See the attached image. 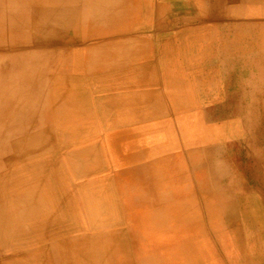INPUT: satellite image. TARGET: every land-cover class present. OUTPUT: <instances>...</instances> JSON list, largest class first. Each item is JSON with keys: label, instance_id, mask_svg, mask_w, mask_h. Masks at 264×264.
I'll list each match as a JSON object with an SVG mask.
<instances>
[{"label": "bare ground", "instance_id": "bare-ground-1", "mask_svg": "<svg viewBox=\"0 0 264 264\" xmlns=\"http://www.w3.org/2000/svg\"><path fill=\"white\" fill-rule=\"evenodd\" d=\"M149 3L155 6L153 0H0V264H46L40 254H22L19 246L22 249L29 247L28 237L24 238L27 232L22 228L15 229L18 221H25L48 233L43 221L48 214L43 197L33 192V157L29 159L24 155L21 147L27 142V149H34L38 133L35 130L39 129L34 118L37 116L40 122L46 123L44 120L54 121L61 113L59 116L65 117L67 125L82 126L83 135L76 138L69 150L77 164L86 165L99 158L101 151L97 143H92L96 129L85 112L103 100L109 104V111L123 120V125L129 120L134 127L137 123L140 138L150 152L153 175L149 177L143 171L138 177L127 174L122 178L123 184L114 186L120 188L119 192L108 195L101 205L99 200L91 204L83 199L79 207L82 210L78 219L80 224L70 219L66 221L69 235L77 231L78 225H83L84 232H81L80 240L73 242L75 245L67 256V250L62 249L63 264H264V238L253 231L256 222H251L255 218L264 224L262 199L252 196L251 199L257 201L255 208L242 211L241 224L232 225L226 215L232 210L229 208L234 199L232 191L237 190L241 198L251 191L245 182L238 179L236 185L232 179L236 177L229 169L232 160L213 159L214 155L206 147L235 137V134L241 135L240 127L247 133L248 126L251 128L259 118L261 122L264 120L261 117L264 116L261 99L264 98V0H159L156 15L149 11ZM172 9L199 11V16L204 19L198 20L197 27L188 25L189 28L176 33L161 30L147 37L129 34L140 26L147 27L156 16L166 21L167 12ZM217 19H226L224 28L238 35L257 36L258 39L257 58L249 61L258 71L246 81L256 85L255 92L245 105L242 96L247 94H234L227 100L231 106L233 102L234 106L230 108L241 117L242 124L232 118L211 119L209 112L201 110V103L190 97L192 88H178L174 92L170 82V89L161 88L159 76L166 77L160 74L164 66L159 64L156 70L150 61L149 52L154 44L167 45L162 51L166 56L178 59L177 65L182 69L180 75L188 71L194 76L202 75L199 70L206 57L199 55L208 50L206 47L220 26ZM241 19L244 20L242 23ZM55 30L60 31L57 35L66 32L65 50L55 48ZM83 39L85 43L77 46L78 40ZM177 41L183 45L192 42L194 55L188 54L183 45L174 47ZM60 51L65 53V59L61 58L56 64ZM228 54L223 52V55ZM243 56L244 61L249 60L246 53ZM85 61L89 64H86L89 79L79 71ZM50 63L53 65L46 66ZM59 65L64 68V75L60 81L53 80L55 72L51 70ZM75 82V89H72ZM152 88L157 91L153 93ZM112 93L115 96H111ZM78 99L85 106L81 108L84 119L80 118L77 124L75 106ZM61 101L64 106H60ZM170 113L180 121L182 146L185 145L188 158L185 162L182 152L175 151L183 148L174 140ZM123 131L117 138L124 137L123 140L129 143L126 152L138 166L139 149L134 134L130 130ZM255 134L245 136L250 150L244 169L255 176L256 183L263 189L264 173H257L264 171V158L257 145L264 142V130L260 135ZM162 142L170 143L172 155L163 157L166 148L163 149ZM160 165L161 173L156 172ZM219 172H225L231 179L225 187L219 184ZM83 175L80 186L86 189V196L101 189L95 180L96 171L85 168ZM159 186L167 189L160 191ZM113 200L124 204L128 213L130 223L124 228H118L120 224H115L106 214ZM129 227L138 229L140 235H134ZM110 228H114V233L109 232ZM210 228L215 230L214 236L207 235ZM21 231L22 235L19 234ZM128 236L133 242H129ZM135 239L143 241L136 244ZM2 241L6 244L2 245ZM46 248L50 247L44 245L40 249Z\"/></svg>", "mask_w": 264, "mask_h": 264}, {"label": "rangeland", "instance_id": "rangeland-1", "mask_svg": "<svg viewBox=\"0 0 264 264\" xmlns=\"http://www.w3.org/2000/svg\"><path fill=\"white\" fill-rule=\"evenodd\" d=\"M153 2L155 6L149 3L148 8L152 14L155 13L156 15V10H157L156 5L158 4L159 0H153ZM178 13H181V14H178ZM167 14L168 15L166 17L167 19L166 21L165 19L161 20V18L159 19L156 16L151 23L147 24V27L140 26L139 28H135L132 31H130L131 33L129 34H132L135 36L142 35V36L147 37V36H154V34H156L157 32L161 30H167L169 31V33H176V32H180L182 30L189 28V26L197 27L200 24L198 20L204 19L202 16H199L200 15L199 11H195V12H189L187 10L186 11L185 10L173 11L172 9L168 11ZM217 20L220 22L219 23L220 26L218 27L216 34H214L213 38L211 39V42H209V44L207 45L206 48H208V50L202 53L203 55L202 54L199 55V57L207 58V59L204 58V61L202 62L201 67H200L201 70H199L201 74L203 73L202 75L194 76L192 75V71L191 72L188 71L184 73L183 75H180V73L182 72V69L180 68V66L177 65L178 59H176L175 56L168 57L162 51L163 50L162 47L164 46L165 48H167V45L157 46L154 44V46L151 48L152 50L149 52L150 61L152 64H154V68H156V70L159 68V64H162L164 66L163 69L160 71V74H164L166 75V77L163 78L159 76L161 88L162 87L169 88V82L171 83V85L173 84L174 92L178 88H184V87L192 88L193 90L189 93L192 95V96L190 95V97H193L194 99L196 98L199 101V104L201 103L200 104L201 110L203 112L205 111L209 112V116L211 119H214L216 121L217 120L221 121V120L232 118V119L238 120L239 123L242 124L240 121L241 117L238 114H235L233 109L230 108L234 105H233V102H232V106L228 104V101H229L228 98L229 96L234 95V94L237 96L238 95L241 96L242 93L244 95L247 94L246 96H242L243 104L245 105L250 99L252 92H255L256 85L247 83L246 81H248L249 78H253V76L256 75V72L258 71L257 68L249 62L250 60H254L257 58V50L259 48L258 39H257V36L248 37L247 35L246 36L238 35L236 34V32L230 29L224 28V25L227 24L224 21L226 19L224 20L217 19ZM239 21H241L242 23L244 20L241 19ZM58 32L60 31H56V30L53 31V37L57 44L55 48H61L65 50L66 49V32L63 35H57ZM117 33L119 34V31H117ZM126 34L128 33H123V35H126ZM84 41H85L84 39L78 40V42L80 43H78L77 46L83 45L85 43ZM179 43H180L179 41L174 42L173 46L176 48H179L180 46L183 45ZM183 46L185 47L188 54L194 55L192 42L184 43ZM223 52L224 54H226V52L229 54L223 55ZM59 53L60 54L57 57L58 60L56 64L61 62V58L65 59V53L64 52L61 53V51ZM244 53L247 54L248 59H249L248 61H244V56H243ZM240 55H242V58ZM55 57L53 59H55ZM86 64L89 66L87 61H85V64L80 65L79 71L80 73H82V75L84 74V76L89 79L91 77H90V72L88 71L86 67ZM51 65L53 64L50 63L49 65L47 64L46 66H51ZM51 72H55L53 75V80L60 81L64 75V68L60 65L57 67L55 66V68L51 70ZM206 80H207V83H206ZM79 83H81V80H79ZM75 86H76V82L72 86V89ZM155 91H157V88H152V92L154 93ZM111 96H115V93H112ZM242 98H241V102H242ZM261 99L264 101V98H261ZM64 104H65L64 101H61L60 106H64ZM83 105L85 106L84 102L82 100L79 102V99H78V103L75 106L76 108L75 113L77 115V124L81 116H83V113L81 110ZM95 106L96 107L94 108L86 109L87 112H85V116L87 117L89 114V118L87 119L91 120L92 127L96 129L94 131L95 136H93L92 138L93 140L92 143H97L100 148L101 156L99 158L89 161V163H87L86 165L84 163L77 164L76 161L73 160L72 155H70L69 148H72L74 146L76 138L77 139L81 138V133L83 135L84 129L81 128L82 126H80L79 128L77 126L67 125L65 123V117L59 116L61 113L55 116L54 121L50 118L47 120H44L46 121V123L40 122L39 117L36 116L34 120L37 121L39 129L35 130L38 133H36V137L34 140L35 142L34 149L29 151L26 146L27 142H25L21 146L23 148L24 155H26L29 159L30 157L34 158V159L32 158V161L35 164L33 167L34 176L32 179V180H35V186L33 187L34 188L33 192L43 197L44 207H45V210L47 209V213H48L43 218V221L46 222V232L48 233H45L44 230L41 228H38V229L34 228L31 223H28L25 221H18V223L15 226V229L22 228L24 231L27 232V235L25 234L24 238L28 237L27 246H29L23 249L22 247L19 246V248L22 254H25L27 256H32L34 254L35 255L40 254L41 257H43L44 262L46 264L47 262L51 264H63V262H65L63 250L64 249L67 250L66 251V256H67L68 252L71 249H73V246L75 245L77 240H80L81 238L80 236H82L83 234L81 232H84L83 225H81L80 227L79 225L76 226L77 231H75L74 234L71 236L67 232L68 220L66 221V219H70V221H73V222H78L79 214L82 211L81 208L79 209V207L83 204V199H85L91 204L95 203V201L98 202L99 200L98 204L101 205L103 202H106L105 199L108 195H112L113 193L119 192L120 188L116 189L114 188V186L123 184L122 178L126 176L127 174L138 177L140 174H142V171H143V173H146V175L149 177L153 175L152 174L153 173V162L151 161V158L149 156L150 152L147 146H145V144L140 138V132L137 130V126H136L137 123L135 122L136 125L134 127L132 122L129 120L128 122H126L127 125H123V120L117 118L112 113V111H109V104L106 102V100H103V102L101 101L99 104ZM261 117H263L264 119V116H261ZM83 119L84 118H81V120ZM260 119L261 118H259V120H256V123L253 121L254 125L251 124L252 125L251 128L250 126L247 127L249 131V132L247 131L248 134L258 133V135H260V132L264 130V122H263L264 120L261 122ZM51 123H53V125ZM170 123L172 124V132L174 133V140H176V142L179 145L181 144L182 146L183 144H182L181 131H180V128H181L180 121L177 118H175L172 113H170ZM117 130H121V132ZM123 130H130L134 134L135 142L137 141L136 145L139 149V158H140V162L138 166L136 165V163H134L133 157L128 152H126L129 143L123 140L124 137L123 139L121 138L118 139L119 137L117 138V136H120V134L122 135V133L124 132ZM240 131H241V135L235 134L234 135L235 137L224 139L214 144L206 145V147L209 148L208 152L214 155L213 159H218V160L220 159L222 161L232 160L231 163L233 164L231 168L229 169L233 170V175H236V177H232V179L235 180V183H236V180L238 179L245 182L247 187L250 188L249 191H251V192L248 191L249 193H247L243 198H241V195L239 194L237 190L232 191L234 192V199L232 201L231 207L229 206V208H232L234 213L230 209L228 210L229 213L226 214L228 218H230L229 222L232 225L235 224L236 222L241 224L240 221L242 219L241 217L242 211H248L250 209L255 208L257 201L252 200L251 199L252 196L256 195L260 197L262 199L261 200L262 207L264 208V187L263 189H261L260 183H256L255 176L252 175L249 171H246L244 169L247 163L246 157H247L248 150H250V147L246 145L245 136L247 133L244 132V128L240 127ZM115 133L116 135H114ZM162 143H163L162 144L163 149L166 148V150L164 151L163 157L172 155V153L174 152L172 150L170 143H167V142H162ZM257 146L260 148V151L264 158V142L260 141ZM181 148L183 149L179 150L178 148L175 151H180L179 153L182 152V155L184 157V162H185L188 160L187 150L186 151L184 150L185 145L182 146ZM107 150L110 153H108ZM182 155H181V161H182ZM124 163L126 166L124 165ZM213 164L215 165V163ZM62 165H63V168H62ZM141 166L143 167L144 170L140 169L142 168ZM123 167L124 169H122ZM163 167L164 169L166 168V166H163ZM85 168L86 170L96 171L97 177L95 178V180L99 183L98 186H101V189L97 188L95 191L92 189L94 193L91 196H86V193L84 192L86 189L80 186V182L81 180H83V177H84L83 173L85 172ZM162 169L163 168L160 165L156 172L159 171L161 173ZM46 170H49V171H46ZM79 170H82L83 173H80ZM169 171H170V166H169ZM263 173L264 171L262 170V171H258L257 174L261 175ZM217 178L219 180V184L224 187L228 184L229 182L228 180L230 179V178L228 179V177L225 175V172H219V175H217ZM195 181H198L196 177H195ZM91 182L94 183L93 179H91ZM70 183L72 184L74 183L73 184L74 186L71 187ZM69 186L71 189L69 188ZM159 187L158 189L163 192H164V189H167L165 186L163 187L159 186ZM158 189H155L156 193H158L159 191ZM253 191H256V192H253ZM153 192H154V189H153ZM70 195H72V198ZM153 195H156V194H153ZM1 197L2 196L0 195V198ZM67 199H69L70 203L67 201ZM124 207H125L124 204H119L118 201L113 200L112 205L110 204V206L107 207V210H106V214L108 215V217L111 218L115 224H120L118 228L120 227L124 228L126 227V225L130 223L128 213L126 212ZM24 209L25 210L28 209L27 205L24 206ZM120 216H123L125 219H121ZM232 218L235 219L236 221L233 220ZM86 221L89 223L88 218L86 219ZM251 222H256L254 224L253 231L255 233L256 232L261 233L262 237L264 238V235H263L264 234V224L259 223V221L256 220L255 218H252ZM40 223L41 221L39 222V225ZM78 223L80 224V221ZM129 229L132 231L134 235H140L138 232V229L134 227L132 228L129 227ZM114 231H115L114 228L112 229L110 228L109 232L114 233ZM19 234L22 235L23 232L21 231ZM207 235L214 236L215 230L213 228L208 229ZM15 239L17 242L18 235ZM128 239H129V242L130 241L133 242L130 236H128ZM142 239H138V240L135 239L136 241L135 243L138 244L139 242L143 241ZM3 243L6 244L5 241H2L1 244L3 245ZM44 245H47L50 248H46L45 250L40 249ZM66 245H67V248H66ZM221 261H222V258H221ZM223 261H226V259H224ZM222 264H226V262H223ZM227 264H230V263H227Z\"/></svg>", "mask_w": 264, "mask_h": 264}]
</instances>
